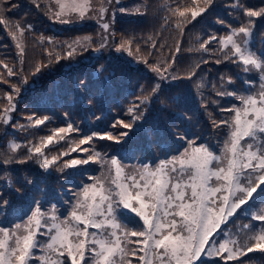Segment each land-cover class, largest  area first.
<instances>
[{"label": "snow or ice", "instance_id": "snow-or-ice-1", "mask_svg": "<svg viewBox=\"0 0 264 264\" xmlns=\"http://www.w3.org/2000/svg\"><path fill=\"white\" fill-rule=\"evenodd\" d=\"M30 2L37 9L41 7V0ZM55 2L58 10L49 16L50 19L60 23L94 19L105 35L103 43L93 50L101 52L108 46L115 11L112 12V20H106L108 8L105 4H110L112 0H101L98 9L92 6V0ZM214 2L204 0V7L179 5L169 9L171 16L165 17V23L171 22L183 36L187 24L197 21L198 17L206 19L204 14H210ZM22 7L20 0H0V25L13 29L10 33L13 40L17 39V33L22 37L25 31H31L33 27L31 24L25 27L9 19V13ZM226 7L237 14L235 19L239 21V26L234 27L224 19L210 21V24L225 27L227 34L218 37L212 32L204 40L197 35L195 39L199 41V47L187 49L214 57L212 62L217 65L228 62L239 69L236 79L242 82L243 93L227 89L215 92L218 97H230L239 102L238 105L219 109L222 113H229L228 118L212 120L214 128L224 126L228 129L220 154L217 155L207 143L198 144V137L190 139L187 135H181L177 138L187 146L177 155L160 160L154 167L144 164L135 174L125 175L124 166L117 156L107 159L98 151H93L84 159L67 160L62 159L69 155L67 151L51 156L45 154L44 148L58 143L54 141L55 135L78 131L71 123L55 129L51 135L41 137L38 144L29 142L25 156H17L16 150L21 145L12 142L7 146L10 152H0V180L23 205L20 208L12 207V202L2 199L4 193L0 192V216L6 217L10 212L14 215L25 212L26 215L11 227L0 226V264H252L256 254L264 258V48L255 51L251 47L256 41V21L264 18V6L232 0ZM118 11L125 15L144 14L139 9L130 12L126 8H119ZM189 12L190 18L187 16ZM172 17L175 19L172 20ZM149 40L151 49H157V42L151 37ZM43 42L44 38L41 37L40 43ZM48 43H53L51 38H48ZM91 43V38L85 37L83 43L75 40L62 44L61 47L66 49L63 54H53V51L45 49L47 59L35 63L27 76L23 68L25 49L20 43L15 45L20 67L18 70L7 64L4 67L7 77L16 76L18 82L3 80L9 83L10 91L0 94L6 102L0 104V126L4 127L5 136L9 134L8 128L25 131L29 127L44 125L49 120L47 116L35 118L33 114L26 118V124L13 122V113L17 111V102L29 78H32L34 87L35 78L53 63L74 59L78 53L88 51ZM133 43L131 39H122L115 45V51H127L131 55ZM214 43L216 48L211 47ZM260 43L264 44V39ZM136 51H140L139 45ZM170 51L169 57L156 64L149 63L146 57L138 62H143L156 74L157 81L164 83L191 80L202 64L209 63V59L202 58L191 71L177 74L171 69L177 53L181 52V42L177 40L175 49ZM147 55L151 56L153 52L150 50ZM73 68L69 64L66 71ZM106 73H109V69L103 64L93 69V75L103 84L109 82L111 75ZM240 73H256L257 79L246 78ZM220 79L222 89L225 83H235L231 76L226 79L221 76ZM87 83L81 82L77 87H87ZM197 87L201 85L197 84ZM212 87L215 89L216 85ZM161 88L160 82L155 83L148 94L137 96L126 109L127 121L117 118L111 124V128L124 131L93 132L80 139L79 144H89L94 137L118 145L126 143L133 129L145 119L151 97L158 94ZM202 106L207 107L206 104ZM59 139L63 140L64 136L60 135ZM76 150L72 148V151ZM81 151L87 152L88 149ZM30 160H34L45 173L54 167L60 172L76 169L88 165L90 161L100 164L108 172L100 177L90 176L89 179L95 182L82 186L75 204L64 202L69 204V210L61 219L57 203H51L50 208L45 209L42 204L46 201L37 200L27 190L32 180H25L18 188L13 186L10 167ZM240 213L248 216L250 223L232 234L229 225ZM121 217L129 222L136 221L140 226L129 228Z\"/></svg>", "mask_w": 264, "mask_h": 264}, {"label": "trees", "instance_id": "trees-1", "mask_svg": "<svg viewBox=\"0 0 264 264\" xmlns=\"http://www.w3.org/2000/svg\"><path fill=\"white\" fill-rule=\"evenodd\" d=\"M138 1L142 5L140 12H143V15L115 16V22L111 24L109 30L110 42L113 45L122 39H131L134 41L131 45L132 52L141 61L146 57L149 63L156 64L170 56V50L175 49L176 41L179 40L181 52L177 53L176 62L171 70L183 75L191 71L202 58L209 59V63L202 64L191 80L163 82L161 91L150 99L145 119L133 129L123 145L101 140L98 137H94L89 144L80 145L79 140L93 132L124 131L120 128H111V124L117 118L126 121L129 119L125 114L126 109L135 102L137 96L151 91L156 83L155 78L139 66L131 65L121 58L104 54L92 55L93 49L98 45L95 23L65 24L50 20L48 11L52 0H41L39 9L30 0H20L23 7L9 13L8 17L13 23L19 22L25 27L31 24L33 27L31 31H25L22 37L17 33V39L13 40L10 35L13 29L0 25V61H3L0 63V94L10 91L9 83H4L3 80L11 83L18 82L16 76L7 77V69L4 67L5 64L13 67L14 70L20 67L17 57L18 49L15 47L17 43L25 49L23 64L25 76L35 63L47 59L45 49L53 51V54H63L66 49L61 47L62 44L83 40L84 34L91 38L92 43L88 51L78 53L74 59H62L59 63H53L35 78L34 87L32 78H29L28 85L21 91L17 111L13 113V122L26 124V118L33 114L35 118L47 116L49 120L44 125L29 127L25 131L18 132L8 128L7 136L4 135V127L0 126V152H10L7 146L15 142L21 145L16 150L17 156H25L29 142L33 145L38 144L41 137L51 135L55 129L67 127L69 123L78 131L55 135L54 141L58 143L44 148L45 154L51 156L67 151L69 155L62 157L63 160H67L84 159L93 151H98L107 159L117 156L121 164L128 167V165H154L160 160L177 155L178 151H182L187 146L184 141L177 138L181 135H187L190 139L198 137V144L207 143L213 151H217L223 145L228 129L224 126L214 128L212 120L228 118L230 114L222 113L219 109L233 104L238 105L239 102L230 97H218L215 92L227 89L243 93V84L236 79L239 69L228 62L217 65L212 62L214 57H209L208 54L200 51L189 52L187 49L199 47V41L195 39L197 35L204 40L212 32H215L218 37L227 33L225 27L215 23L210 24V21L224 19L234 27L239 26V21L235 19L237 14L226 7L232 0H215L210 14H204L206 19L198 17V23L193 21L187 24L183 36L176 31L171 22L165 23V17L171 16L169 9H175L179 5L204 7V0H195V4L193 0ZM241 2L257 7L264 6V0H241ZM190 15L189 12L187 16L190 18ZM174 19L175 17H172V20ZM255 35L256 41L251 47L259 51L264 48V44L260 43L261 39H264V18L257 19ZM41 37L44 38L43 43H40ZM150 37L157 42L159 51L151 49ZM48 38H51L53 43H48ZM137 45L140 47L139 52L136 51ZM161 45H163L162 48ZM211 47L216 48L217 45L214 43ZM150 50L153 55L148 56L147 53ZM69 64L74 66L72 71H66V66ZM101 64L106 65L111 73L109 82L106 84L98 81L93 75L94 67ZM251 74L240 73V75H246V78ZM221 76L225 79L231 76L235 83L232 85L225 83L222 89ZM81 82H88L87 87H77ZM197 84L201 87L198 88ZM213 84L216 85L215 89L212 87ZM2 103L6 102L0 96V104ZM204 104L207 105L206 108L202 106ZM60 135L64 136L63 140L59 139ZM72 148L77 150L72 151ZM85 148L88 149L87 152L81 151ZM105 172H108L106 168L92 161L88 165L67 169L64 172L54 167L49 173H45L34 160L10 167L14 187H20L25 180H32L33 183L27 185V190L32 192L37 200L46 201L42 204L45 209L49 208L51 203H57L58 213L61 214L69 210V204L64 202L69 201L73 204L82 186L94 181L89 179L90 176L100 177ZM0 192L4 193L2 199H9L12 202V207H22L23 202L12 196L4 187L2 180H0ZM25 215V212L18 215L10 212L6 217L0 216V226L9 227L20 222ZM248 223H250L248 216L240 213L234 217L229 229L235 233ZM40 239L44 238L40 237ZM252 264H264V258L256 254Z\"/></svg>", "mask_w": 264, "mask_h": 264}, {"label": "rangeland", "instance_id": "rangeland-1", "mask_svg": "<svg viewBox=\"0 0 264 264\" xmlns=\"http://www.w3.org/2000/svg\"><path fill=\"white\" fill-rule=\"evenodd\" d=\"M100 2H101V0H92V6L94 8L98 9L100 7ZM105 6L108 8V12L105 14V19L108 20V21L112 20V12L113 11H115V16L116 15H125V14H121L118 11L119 8H126L130 12H135L137 9H139L141 11V9H142V5L140 4V2L138 0H119L118 3H117V0H112V2L110 4L106 3ZM51 10H52L51 12L48 11V13H49L48 15L49 16L52 15V13H54L56 10H58L55 0H52ZM50 20H55V19H50ZM87 22H92V23L96 24L97 36H98V45H97V47H98L101 43H103V37H104L105 33L99 27V25L97 24V22L94 19L93 20H83V21L73 20V22L65 23V24H80V23H87ZM226 34H224V35H226ZM224 35H222V36H224ZM85 37H88V35L87 34L83 35V37H82L83 40L80 39L81 43L84 42V38ZM94 54H104V55H107V56H115V57L121 58V59L125 60L127 63H129L131 65H134V66H139L143 70H145L148 73L152 74V76L155 78L156 83L157 82H160L161 84L163 83V81H157L156 74L154 72H152L143 62H138V61H141V60L133 52H132L131 55H129V53L127 51L116 52L115 51V45H113L110 42V35L109 34H108V46L105 47L101 52L94 51L92 53V55H94ZM248 78L257 79V74L256 73H252L251 76H249ZM221 147L217 151H214L217 155L220 154ZM155 165L156 164L151 165V166L154 167ZM141 167H142V165L141 166L128 165V167L124 166V173H125V175L135 174L137 172V170L140 169ZM104 174H107V172H105ZM113 175H114V172H113ZM94 182L95 181L91 182V184L94 183ZM75 203H76V200H75V202L73 204H75ZM67 213H68V211L65 214L58 213V215H60V218L63 219L67 215ZM125 215H127V213H125ZM121 220H122V222L128 223V227L129 228H138L140 226L138 222H136V221L129 222V220H126L124 217H121ZM137 220H138V218H137ZM13 225L14 224H12L11 226H13ZM11 226H9V227H11ZM81 227H83V225H81ZM89 231H93V229H89ZM229 231L232 234L237 233V232L234 233L230 229H229ZM41 240H43V239H41Z\"/></svg>", "mask_w": 264, "mask_h": 264}]
</instances>
